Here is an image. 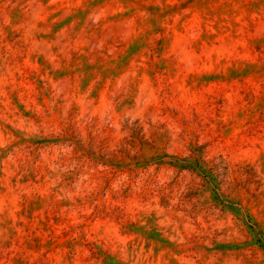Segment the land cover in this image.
<instances>
[{"label":"rangeland","instance_id":"rangeland-1","mask_svg":"<svg viewBox=\"0 0 264 264\" xmlns=\"http://www.w3.org/2000/svg\"><path fill=\"white\" fill-rule=\"evenodd\" d=\"M0 264H264V0H0Z\"/></svg>","mask_w":264,"mask_h":264}]
</instances>
